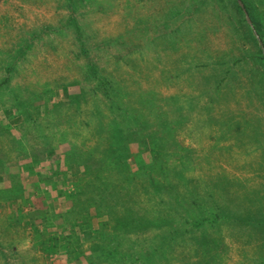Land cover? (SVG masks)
Wrapping results in <instances>:
<instances>
[{
  "label": "rangeland",
  "instance_id": "rangeland-1",
  "mask_svg": "<svg viewBox=\"0 0 264 264\" xmlns=\"http://www.w3.org/2000/svg\"><path fill=\"white\" fill-rule=\"evenodd\" d=\"M72 1L0 0V264H264V66L243 0ZM92 64L152 130L175 120L167 160L102 152Z\"/></svg>",
  "mask_w": 264,
  "mask_h": 264
},
{
  "label": "trees",
  "instance_id": "trees-1",
  "mask_svg": "<svg viewBox=\"0 0 264 264\" xmlns=\"http://www.w3.org/2000/svg\"><path fill=\"white\" fill-rule=\"evenodd\" d=\"M75 0H73L69 7L73 8V3ZM245 4V10L249 13V15L252 18V21L254 23L255 29L259 33L261 37V41L258 40L256 37V33L251 29L249 26V23L246 22V25L248 26L250 33L252 35V38H254L257 46H258V63L264 66V12L259 13L260 19L258 20L256 17V6L254 3L250 0H243ZM238 8L244 12V8L237 4ZM261 42V43H260ZM91 75L93 76V79H95V90H97L99 93L102 94V98L106 99L107 101H103L108 105V109L112 112L111 118L108 114L104 113V111L95 110V122L92 126V129L95 130V133L99 137V144L102 145V152L103 153H109L112 157V160L118 159V163H123L126 161L127 156L131 155L132 153L129 152V144H132L134 142H139L140 144L148 142L152 147V152L154 153V160L157 159L158 161L167 160L168 157L171 155L170 152H165L164 148L167 146L168 143L173 142L171 140H174V136L168 137L172 131L173 127L170 125L175 122V120H171L169 118H165V116L158 115L157 122L155 123L154 129L152 130V124L151 119L148 118L144 114H135L136 111L130 110L129 107L126 106V103L121 101L123 99V95L121 92V89L119 86L116 87V81L114 80L111 75L101 77V69L96 65H91ZM251 78H255V82L263 81L264 77L262 71L259 69H252ZM92 78V77H90ZM227 75L222 76V80H226ZM256 84V83H255ZM75 86V85H72ZM70 86L67 88V96L69 99L74 103H79L81 99L84 97L85 94H87V91L83 89L76 90L74 87L71 89ZM219 89V87H216ZM253 88L257 90V85H253ZM125 95L127 93H124ZM119 100V101H118ZM109 111V112H110ZM103 116V117H102ZM87 117V116H86ZM85 117V119H86ZM89 117V116H88ZM106 118V120L104 119ZM132 122L130 123V126L128 128H125L124 126L121 127L122 122ZM87 122V121H86ZM136 124V127L133 125ZM165 131V135L161 136V130ZM162 131V133L164 132ZM144 132V133H143ZM144 134V135H143ZM98 160V159H97ZM99 161V160H98ZM103 161V160H102ZM126 167V166H125ZM98 172V171H97ZM94 186V185H93ZM157 188H160V186L155 185ZM93 190H90L92 193ZM111 191L113 192V187L111 188ZM119 221L122 222L123 226L126 228H149L154 223L149 222L148 219H143L138 216L131 215L130 217H124L120 216L118 218ZM250 224H262L261 222L252 223V221L249 220ZM166 237L164 236L162 241H164L165 246L168 245L170 242L166 240Z\"/></svg>",
  "mask_w": 264,
  "mask_h": 264
},
{
  "label": "water",
  "instance_id": "water-1",
  "mask_svg": "<svg viewBox=\"0 0 264 264\" xmlns=\"http://www.w3.org/2000/svg\"><path fill=\"white\" fill-rule=\"evenodd\" d=\"M239 3H240V5H241L242 7H244V5H243V3H242L241 0H239ZM248 21H249V23H251V19L248 18Z\"/></svg>",
  "mask_w": 264,
  "mask_h": 264
}]
</instances>
